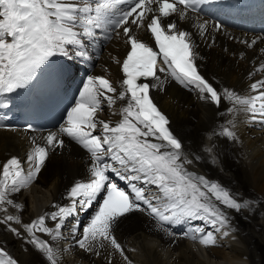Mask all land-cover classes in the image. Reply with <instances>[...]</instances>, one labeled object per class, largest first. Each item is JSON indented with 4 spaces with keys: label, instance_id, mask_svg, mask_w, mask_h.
Segmentation results:
<instances>
[{
    "label": "snow or ice",
    "instance_id": "obj_1",
    "mask_svg": "<svg viewBox=\"0 0 264 264\" xmlns=\"http://www.w3.org/2000/svg\"><path fill=\"white\" fill-rule=\"evenodd\" d=\"M122 2L112 0V3H98L93 8L87 0L82 5L73 0H0V97L27 88L53 57L68 61L87 58L88 43L84 37L94 40L97 33L93 28L111 29L113 33L122 28V35L131 46L127 59L122 63L126 77L122 84L125 87L117 97L124 100L127 96L121 121L113 126L104 119H97L101 98L111 107L115 98L107 93H115L116 88L108 79L89 75L75 106L67 113L66 125L58 132H49L42 137L48 147L37 146L28 157L34 172L23 176L21 162L15 158L3 165L0 211L6 212L5 205L19 207L9 198V192L19 191L33 175L38 174L50 151L64 147V140L59 139L61 134L82 145L90 154L89 182H78L71 188L70 207H59L58 211L26 223V237L16 227H8L10 232L46 254L51 264H58L54 249L36 233L42 232L56 240L62 235L64 218L75 214L77 208L85 211L91 207L101 193L104 194L102 205L95 211L87 227L81 231L78 224H72L69 233L79 248L87 252L102 248L105 246L103 242H107L128 264L131 261L113 234L118 218L126 213L147 211L149 216L159 222V228L169 235H173L168 227L170 225L201 220L211 225L216 232L228 236L232 229L226 210L239 212L244 207L218 184L187 171L185 165L193 161L183 152L180 139L167 127L169 120L149 97V90L150 87L160 86L158 69L185 87H191L197 91L199 99L211 102L218 108L223 99L246 105L241 110L248 112L252 121L264 125V91H260L264 89V81L252 83L251 90L260 91V94L245 99L227 88L221 94L198 72L195 46L190 43L189 32L178 28L177 19H191L189 13H192L199 22L202 20L198 15L201 6L214 3L215 0H133L127 8L116 7ZM93 12L95 15H92ZM169 17L175 18L164 22V18ZM208 23L204 20L198 23V27L204 29ZM81 28L83 31H80ZM139 28L150 30L154 46L130 35ZM215 29L219 30L220 25H215ZM255 42L253 40L251 43ZM154 47H158L159 51H155ZM52 62L55 63L54 60ZM51 69L49 65L44 70ZM141 77L153 78V82L150 84L146 79L138 83ZM6 107L5 100L0 99V110ZM98 127L99 133L93 135ZM224 133L228 138L237 139L234 131L224 129ZM33 143H36L35 138ZM195 159L199 160L200 157L196 156ZM109 173L126 181L131 193L113 182ZM138 183L155 185L158 191L151 194L148 187L138 186ZM146 192L150 194L146 195ZM217 202L226 210L217 206ZM46 218L57 223L49 227ZM12 221L20 223L13 215H6L0 219V224L9 225ZM196 231L204 232V229ZM78 232L82 238H77ZM199 242L203 245L210 242L214 244L215 237L212 232H207ZM96 254L99 255V251ZM0 264H17V260L0 247Z\"/></svg>",
    "mask_w": 264,
    "mask_h": 264
},
{
    "label": "bare ground",
    "instance_id": "obj_2",
    "mask_svg": "<svg viewBox=\"0 0 264 264\" xmlns=\"http://www.w3.org/2000/svg\"><path fill=\"white\" fill-rule=\"evenodd\" d=\"M105 1L87 0L93 8ZM73 2L82 5L85 0ZM190 17L177 22L180 28L192 32L197 54L195 62L204 78L221 94L227 88L249 99L264 91L251 90L252 83L264 81V15L259 18L261 24L255 32L230 28L222 31L214 26L200 29L193 25L195 16ZM93 31L97 33L94 40L84 37L89 56L80 59L81 62H70L78 63L80 69L88 67L90 75L108 79L116 88L115 93H107L115 98V103L109 107L101 98V110L97 112V119H104L114 126L122 120V109L127 105V96L124 100L117 98L124 90L119 63L127 50V43L121 34L119 36L108 29L93 28ZM135 32L142 37L147 35L144 28ZM253 40L255 44L251 43ZM78 77L82 80L88 78L82 73H78ZM159 77L160 86L153 88L154 98L169 115L171 126L182 141L183 152L193 161L185 165L187 171L218 184L244 207L239 212L226 210L217 202V206L226 210L229 216L232 230L228 236L216 232L201 220L170 225L173 235H169L159 228V222L147 211L129 212L118 218L113 231L125 249L124 254L131 264H264V125L252 121L250 114L241 110L246 105L223 99L218 108L199 99L197 91L185 87L171 76L160 74ZM259 104L258 100L257 108ZM224 129L234 131L237 139L228 138ZM98 133L99 127L93 135ZM29 146V137L25 134L0 131V180L3 179V165L12 158L21 162L22 175L27 176L22 160L28 156ZM89 155L76 141L66 140L62 149L51 151L41 171L33 175L37 177L36 181L31 178V182L28 181L19 191L9 192V198L19 207L5 205L7 211H0V219L13 215L20 223L0 224V247L16 259L17 264H51L46 254L10 232L8 227H16L26 237V223L58 211L59 207H70L71 188L78 182H89ZM196 156L200 159H195ZM29 163L27 160V166ZM109 176L119 179L113 173ZM138 186L148 187L151 194L158 191L155 185L138 183ZM150 193L146 192V195ZM101 194L85 211L77 208L75 214L64 218L62 235L56 240L42 232L36 233L53 247L58 264H109V260L111 264H128L107 242H103L104 247L87 252L79 248L69 233L72 224H78L81 231L87 227L101 205ZM56 223L46 218L47 226L54 227ZM200 228L204 232L196 231ZM207 232L213 233L214 244L199 242ZM77 238H82L79 232Z\"/></svg>",
    "mask_w": 264,
    "mask_h": 264
}]
</instances>
